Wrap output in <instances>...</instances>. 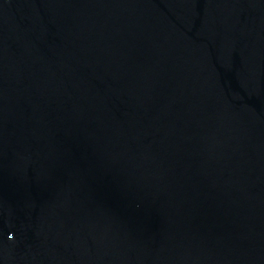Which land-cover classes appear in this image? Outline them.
Masks as SVG:
<instances>
[{
  "label": "water",
  "instance_id": "1",
  "mask_svg": "<svg viewBox=\"0 0 264 264\" xmlns=\"http://www.w3.org/2000/svg\"><path fill=\"white\" fill-rule=\"evenodd\" d=\"M264 85V0H0V264H187Z\"/></svg>",
  "mask_w": 264,
  "mask_h": 264
}]
</instances>
